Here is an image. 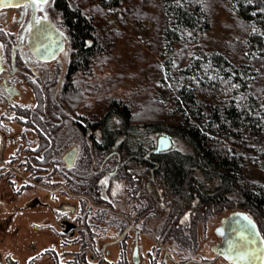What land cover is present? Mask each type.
Instances as JSON below:
<instances>
[{
	"label": "trees",
	"instance_id": "1",
	"mask_svg": "<svg viewBox=\"0 0 264 264\" xmlns=\"http://www.w3.org/2000/svg\"><path fill=\"white\" fill-rule=\"evenodd\" d=\"M92 1L98 2L95 12L121 8L123 24L129 14L154 20V50L171 54L165 68H157L159 76H167L165 98L115 89L122 81L102 98L100 83L84 78L102 66V58L114 55L117 39V32H108L90 15L86 7ZM139 3L55 0L54 12L64 19L71 48L63 104L71 112L86 111L80 126L87 135L91 132L93 146L116 156L128 176L135 170L138 188L148 187V195L174 205L171 215L178 218L172 219L178 221L188 210L200 216L243 209L264 230V181L245 177L249 163L264 173V0H160L154 14L139 9ZM222 8L231 19L219 21ZM94 92L101 94L98 103L90 98ZM98 105L102 112L93 111ZM39 110L58 117L44 101ZM162 135H169L172 144L158 150ZM46 140L40 159L45 165L53 150Z\"/></svg>",
	"mask_w": 264,
	"mask_h": 264
},
{
	"label": "rangeland",
	"instance_id": "2",
	"mask_svg": "<svg viewBox=\"0 0 264 264\" xmlns=\"http://www.w3.org/2000/svg\"><path fill=\"white\" fill-rule=\"evenodd\" d=\"M159 1L140 0L143 4L136 6L139 9L149 8L154 14ZM96 5L98 2L92 1L86 8L104 29L111 33L117 32V39L112 47L114 55L102 58L105 61L102 66L93 67L94 76L88 74L84 78L98 81L101 85L99 91L103 90L104 94L107 89H113L117 81H122L115 89L136 96L153 93L156 97L165 98L168 95L164 89L167 76H159L157 68L159 64L165 68L171 54L166 51L161 56L155 52L153 44L158 32L154 20L149 17L141 21L129 14L122 17L126 20V24H123L120 20L121 8L110 7L95 12L92 8ZM103 13L105 16L101 17ZM218 17L220 22L231 19L223 8ZM55 21L66 30L60 14ZM216 31L222 33L220 29ZM70 51L67 39L64 50L57 60L46 65L41 79L37 78L35 83L26 82L22 86L21 97L16 98L11 105L0 107L5 158L4 166L0 164V171L5 170L0 181V199H4L3 204H0V249L17 264H54L56 256L57 259H66L65 250L72 255V264H81L85 254L89 260H97L102 257L98 253L103 251L106 252V259L117 261L125 253L131 256L134 243V232L131 239L125 229L129 221L122 217V213H131L136 217L137 208L140 214L149 210L148 220L143 225L144 229L156 236L153 252L154 260H158L159 264L165 247L160 248L164 243L174 256L181 259L198 255L212 257L213 253L208 247L210 240L213 242L216 239L215 228L223 217L239 209H223L200 216L188 210L179 219L178 225L171 221L167 224L168 219L178 218V215H171L174 205L163 201L160 196L141 194L145 191L136 188L141 186L137 172L134 170L132 176H128L119 169L116 156L96 149L91 132L87 135L82 131L81 114L86 111L71 112L63 104L61 92L68 73ZM154 84L156 87L157 84L162 85L155 88ZM99 96L101 94L94 92L90 98L98 103ZM41 101H44L45 106L52 105L58 116L52 119L48 110L41 112V120L46 123V127L34 115ZM92 109L102 112L99 105ZM44 138L53 147L46 165L40 162L47 150L41 148ZM75 146L78 149L75 165L69 168L64 155ZM248 147L249 142H246V154L250 151ZM247 166V179L264 181L262 170L250 163ZM142 188H146V191L149 189L145 186ZM145 195L147 198H140ZM64 204L75 206V210L63 209ZM146 204L151 207H146ZM174 221L177 222V219ZM138 226L143 228L142 225ZM66 240L67 243L64 242ZM196 243L198 246L195 249ZM148 248L151 247L146 244L141 246L144 253ZM94 253L98 257L92 258Z\"/></svg>",
	"mask_w": 264,
	"mask_h": 264
},
{
	"label": "flooded vegetation",
	"instance_id": "3",
	"mask_svg": "<svg viewBox=\"0 0 264 264\" xmlns=\"http://www.w3.org/2000/svg\"><path fill=\"white\" fill-rule=\"evenodd\" d=\"M54 3L55 0H47L46 3L43 2V0H36L35 3L33 0H24L18 5H10L0 8V105L2 103L0 107H3V105H11L16 98L21 97L23 95L22 86H24L26 82L35 83L37 78L41 79L45 72L46 65L54 60H57L60 53L64 50L62 49L54 58L44 59L32 49L30 44L32 43V33H34L35 36L43 34L45 29L48 30L50 28V23L65 32L67 42V30L59 27L55 21L57 14L54 12ZM52 44L53 43L51 42L49 45H46L44 48L42 47L38 51L42 55H48L51 53L50 51L54 46ZM37 109V116L41 117L42 114L39 110V107H37ZM18 110H20V108H18ZM45 112L46 111L43 113ZM80 123L85 124L81 121ZM3 136L4 134L0 130V164H2V166H4L5 161ZM74 165L75 162L72 166H67L66 164V166L69 168L73 167ZM7 172L8 169L6 170V173ZM4 174L5 170L1 169L0 181L4 177ZM136 188L140 191L145 190L138 187ZM141 194L145 193L141 192ZM146 194H149L148 191ZM142 197L147 198L146 195L141 196L140 198ZM3 202L4 199H0L1 205ZM146 205V207H151V205ZM138 211L140 210L135 208V213L137 214L136 217H134V215L131 213H122V217L126 221H129V225L125 229L128 230L131 239H133L132 231L134 232V243L131 256H128L125 253V255L123 257L120 256L117 261H110L109 259H106V252L103 251L98 253V255L102 257L97 260H89L88 256L85 254L81 264H105L106 260H108L107 264H110L109 262H112V264H157L158 260H154L155 257L153 252L154 242L157 241L155 238L156 236L150 230L144 229L145 225H143V222H147L148 220L147 217L149 210L141 212V214ZM223 218L215 228L216 239L213 242L210 240L211 243L208 247L213 253L212 257H201V255H198L195 257H189L187 259H181L174 256L173 253H171L169 246L164 243L162 248H160L163 249L165 247L160 264H235V261L228 258L229 255L234 253L232 245L230 242L226 241L223 236L218 234V228L221 225ZM170 221L176 225L179 224V220L175 222L174 219H168L167 224H170ZM138 224L142 225L143 228L139 227ZM257 225L260 233L264 237V230L261 229L258 221ZM142 236L144 237L142 238ZM66 237H69V234ZM149 240H151L153 243H150ZM64 242L67 243L68 241L66 240ZM145 244L151 247L150 249H145L146 253L142 252L141 250V246H144ZM197 246L198 243H196L195 249ZM107 252L108 254L110 253L109 250ZM64 255L66 258L65 260L57 259L58 257L55 255L56 257L54 260L52 259L54 264H72L73 259L70 257L72 255H69L68 250H65ZM96 256L97 255L94 253L92 258H96ZM0 264H17V262L0 249Z\"/></svg>",
	"mask_w": 264,
	"mask_h": 264
},
{
	"label": "water",
	"instance_id": "4",
	"mask_svg": "<svg viewBox=\"0 0 264 264\" xmlns=\"http://www.w3.org/2000/svg\"><path fill=\"white\" fill-rule=\"evenodd\" d=\"M24 0H0V8L18 5ZM31 35L32 49L44 59L56 57L59 52L66 46V34L61 29L50 23V28L43 34ZM53 43L51 53L42 55L38 50L46 45ZM1 67V57H0ZM172 144V139L169 135L159 137L157 149L165 150ZM77 155V147L68 150L64 155V160L67 166H72ZM63 209L69 208L75 210V206L64 204ZM247 217L248 219H245ZM218 234L230 242L234 249V253L229 255V259L235 261V264H264V237L259 231L256 219L251 216L246 210H235L225 216L221 225L218 228Z\"/></svg>",
	"mask_w": 264,
	"mask_h": 264
},
{
	"label": "snow or ice",
	"instance_id": "5",
	"mask_svg": "<svg viewBox=\"0 0 264 264\" xmlns=\"http://www.w3.org/2000/svg\"><path fill=\"white\" fill-rule=\"evenodd\" d=\"M33 2L35 3L36 2V0H33ZM43 2H47V0H43ZM245 219H248L247 217H245Z\"/></svg>",
	"mask_w": 264,
	"mask_h": 264
}]
</instances>
